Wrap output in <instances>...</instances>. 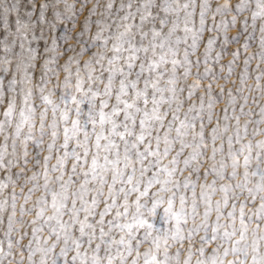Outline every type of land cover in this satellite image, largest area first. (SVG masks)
<instances>
[{
    "label": "clouds",
    "instance_id": "clouds-1",
    "mask_svg": "<svg viewBox=\"0 0 264 264\" xmlns=\"http://www.w3.org/2000/svg\"><path fill=\"white\" fill-rule=\"evenodd\" d=\"M0 264H264V0H0Z\"/></svg>",
    "mask_w": 264,
    "mask_h": 264
},
{
    "label": "rangeland",
    "instance_id": "rangeland-1",
    "mask_svg": "<svg viewBox=\"0 0 264 264\" xmlns=\"http://www.w3.org/2000/svg\"><path fill=\"white\" fill-rule=\"evenodd\" d=\"M86 106V105H85Z\"/></svg>",
    "mask_w": 264,
    "mask_h": 264
}]
</instances>
